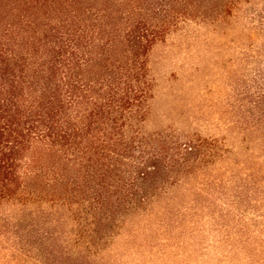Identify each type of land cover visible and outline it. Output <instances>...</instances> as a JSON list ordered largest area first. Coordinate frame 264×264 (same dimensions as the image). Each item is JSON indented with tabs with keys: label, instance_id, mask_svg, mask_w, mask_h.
I'll use <instances>...</instances> for the list:
<instances>
[{
	"label": "trees",
	"instance_id": "obj_1",
	"mask_svg": "<svg viewBox=\"0 0 264 264\" xmlns=\"http://www.w3.org/2000/svg\"><path fill=\"white\" fill-rule=\"evenodd\" d=\"M251 1L0 0V264H107L100 250L127 226L199 219L201 198L233 180L231 158L215 140L146 128L150 53ZM259 72L250 111L264 134ZM216 159L227 164L209 172ZM262 169L238 190L262 192Z\"/></svg>",
	"mask_w": 264,
	"mask_h": 264
},
{
	"label": "rangeland",
	"instance_id": "obj_2",
	"mask_svg": "<svg viewBox=\"0 0 264 264\" xmlns=\"http://www.w3.org/2000/svg\"><path fill=\"white\" fill-rule=\"evenodd\" d=\"M253 30H264V0L241 4L216 26L185 22L153 47L155 88L146 128L215 140L231 158L223 177L234 178L223 192L201 198L195 223L161 232L121 229L100 250L105 263L264 264V179L258 180L262 192L238 190L251 170H264V134L253 130L250 111L255 81L263 82L264 40ZM225 164L216 159L207 169ZM181 195L176 190L164 196Z\"/></svg>",
	"mask_w": 264,
	"mask_h": 264
}]
</instances>
